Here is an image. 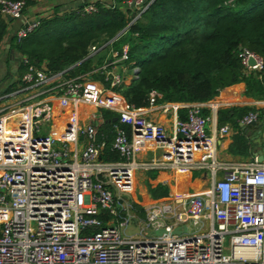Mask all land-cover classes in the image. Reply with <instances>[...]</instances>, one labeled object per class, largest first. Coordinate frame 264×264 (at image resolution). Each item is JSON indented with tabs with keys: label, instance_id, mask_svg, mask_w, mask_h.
<instances>
[{
	"label": "built area",
	"instance_id": "obj_1",
	"mask_svg": "<svg viewBox=\"0 0 264 264\" xmlns=\"http://www.w3.org/2000/svg\"><path fill=\"white\" fill-rule=\"evenodd\" d=\"M29 1L0 0L1 17L22 19ZM145 1L127 3L136 13L124 30L92 46L88 58L125 35L148 7ZM96 7L84 4L80 12L91 14ZM39 24L25 22L16 39ZM122 48L110 49L101 65L75 77L22 57L20 85L15 87L14 78L0 91V264H264V151L261 163L255 156L243 163L220 161L218 145L231 128L211 129V117L203 112L209 102L180 104L186 116L177 114L172 135L151 122L147 108L133 107L118 91L129 71L134 76L139 69L128 62V45ZM239 57L246 71L262 72L256 56ZM156 98L150 95L148 108L160 105ZM161 105L164 111L176 108ZM83 107L92 108L85 124ZM103 112L116 119L117 162L101 159L107 145L99 135ZM238 124L264 129V108ZM141 145L160 150L161 158L138 161ZM162 171L204 172L208 188L143 208L133 199L136 174ZM133 204L144 209V218ZM130 225L139 229V238L126 235ZM163 229L166 235H153ZM174 229L181 233L171 235Z\"/></svg>",
	"mask_w": 264,
	"mask_h": 264
},
{
	"label": "trees",
	"instance_id": "obj_2",
	"mask_svg": "<svg viewBox=\"0 0 264 264\" xmlns=\"http://www.w3.org/2000/svg\"><path fill=\"white\" fill-rule=\"evenodd\" d=\"M21 1V0H10ZM114 8L96 4V11L82 14L81 9L40 21L39 28L13 48L36 65L46 63L53 72L67 70L72 77L87 73L103 63L110 49L121 52L128 45V62L139 68L134 79L118 91L137 109L148 108L150 95L157 104H204L215 100L221 91L244 84V95L264 100V0H146L148 5L130 30L109 47L88 58L92 46L114 39L128 24L135 9L127 6L135 0H113ZM28 5V3H27ZM124 6V9L121 7ZM8 22L0 15V49ZM249 53L263 63L262 72H248L240 55ZM20 70V75L24 73ZM249 107L220 110L218 127L227 124L238 129ZM205 113V112H204ZM104 124L99 135L106 137L101 159L117 162L112 151L114 133L112 115L103 112ZM183 119L186 109H180ZM257 145L241 132L232 139L228 152L249 158ZM156 172H149V174ZM155 199L165 198L167 189L151 191ZM141 218L145 211L133 204Z\"/></svg>",
	"mask_w": 264,
	"mask_h": 264
},
{
	"label": "crops",
	"instance_id": "obj_3",
	"mask_svg": "<svg viewBox=\"0 0 264 264\" xmlns=\"http://www.w3.org/2000/svg\"><path fill=\"white\" fill-rule=\"evenodd\" d=\"M96 3V4H108L114 5L113 0H30L24 12V17L19 20H13L9 22L6 27V35L3 40L0 49V62L5 63V67L0 71V91H3L12 85L15 78V87L20 84L17 83L18 78L21 77L20 70L22 69L21 59L22 56L18 54L13 48L15 35L18 32V28L24 26L25 22L33 20L50 19L56 16L80 9L84 4ZM124 9V6L121 7ZM125 46V45H124ZM123 46V47H124ZM107 56V55H106ZM134 76H129L126 82L128 85ZM245 85L239 84L224 91H221L220 96L209 101V107L203 110L204 114L211 117V129L220 128L217 125V114L220 110L237 108V107H249L255 110H261L264 108V100H254L244 95ZM161 105V104H160ZM156 105L153 108H147L146 117L153 123L164 127L169 135H172L174 120L180 109H184V105L172 104L176 108L170 106L168 111L161 109L162 105ZM54 108L57 111L58 107L54 104ZM175 109V110H174ZM92 111L90 107H83L82 124H85L87 116ZM231 128V134L226 139L222 140L218 145V159L224 162H244L250 160L255 156L257 149L253 155L249 158H243L240 156H233L229 154L228 149L232 143L233 137L241 132L250 141L254 131L249 130L244 133L241 126L238 124V129H235L232 125L227 124ZM259 129V139L261 141V147L264 151V129L260 125H256ZM141 150L138 155V161L149 162L152 159L161 158L162 153L160 150L155 149L153 146L141 145ZM139 176V178H137ZM207 174L204 172H192L187 174H177L173 172H156V173H137L135 179V187L138 189H144V193L140 198H135L136 201L142 203L143 208H148L155 203L165 202L170 196L174 195H200L208 188ZM141 178V179H140ZM165 187L167 189V196L164 198L155 199L152 196L151 191L155 190L158 186ZM148 188L149 190H147Z\"/></svg>",
	"mask_w": 264,
	"mask_h": 264
},
{
	"label": "water",
	"instance_id": "obj_4",
	"mask_svg": "<svg viewBox=\"0 0 264 264\" xmlns=\"http://www.w3.org/2000/svg\"><path fill=\"white\" fill-rule=\"evenodd\" d=\"M9 20V22H12L13 21V19L12 18H9L8 19ZM20 28H18V30H19ZM17 30V31H18ZM254 64H255V62H254V60L253 59H249V61H248V65L250 66V67H252V66H254ZM136 74H137V72H135V74H134V77L136 76ZM134 77H133V79H134ZM132 79V80H133ZM131 80V81H132ZM116 121V119H113V121L112 122H115ZM241 128L243 129L242 131L244 132V133H247L249 130H253L254 131V133H253V136L250 138V140L255 144V145H257L258 147H259V149L256 151V153H255V157H257V160H258V162L259 163H261L262 162V160H263V150H262V148H260L261 147V141H260V139H259V137H258V135H259V129L256 127V125L255 124H251L250 126H248V127H244L243 128V126H241ZM183 230L185 231V232H188V228L187 227H184L183 228ZM181 233V231L179 230V229H174L173 231H172V233H171V235H179ZM167 234V232L163 229V230H157V231H154L153 232V235L155 236V237H162L163 235H166Z\"/></svg>",
	"mask_w": 264,
	"mask_h": 264
},
{
	"label": "rangeland",
	"instance_id": "obj_5",
	"mask_svg": "<svg viewBox=\"0 0 264 264\" xmlns=\"http://www.w3.org/2000/svg\"><path fill=\"white\" fill-rule=\"evenodd\" d=\"M15 39H16V37H15ZM15 43V42H14ZM4 68H6L5 67V63L4 62H0V71L1 70H3ZM129 76H132L133 75V72H132V70H130L129 71ZM137 178H139V176H137ZM141 179V178H140ZM145 189V188H144ZM144 189H137L136 187H135V190H134V194H133V199H134V197L135 198H140V196L144 193ZM147 190H149L148 188H146ZM150 191V190H149ZM140 195V196H139ZM125 233H126V235H128V236H131V237H133V238H139L140 236H139V229L138 228H136L135 226H133V225H130V226H128L127 227V229H126V231H125Z\"/></svg>",
	"mask_w": 264,
	"mask_h": 264
}]
</instances>
